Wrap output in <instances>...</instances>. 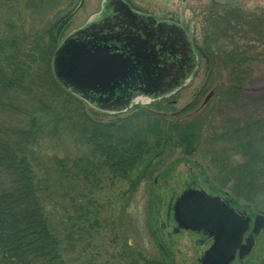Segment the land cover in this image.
Returning a JSON list of instances; mask_svg holds the SVG:
<instances>
[{
  "label": "trees",
  "instance_id": "trees-1",
  "mask_svg": "<svg viewBox=\"0 0 264 264\" xmlns=\"http://www.w3.org/2000/svg\"><path fill=\"white\" fill-rule=\"evenodd\" d=\"M66 3L69 0H0V111L18 114L25 99L39 96V90L45 86L47 92H40L53 106L46 107L42 101L48 111L39 113H63L58 120L53 117V131L45 132L41 123L39 126L37 120L45 118L38 117L37 112L29 114L27 128L0 131V175L8 179L0 185V264H66L69 231L74 232L76 243L90 238L87 231L93 232L99 219L96 200L92 193L69 192L72 182L67 186L63 181H69L72 169L77 170L73 183L86 189L85 163L93 167L94 173L103 169L124 173L146 161L143 165L148 176L162 164L166 150H180L197 156L212 181L235 196L241 197L239 191L257 195L264 188V157L257 154L258 146L264 143V106L243 115L236 124L229 125L226 117L229 99L247 102L242 87L252 70L246 65L264 59V22L249 21L244 26L243 21L232 24L226 18L214 20L224 24L225 30L203 40L197 55L209 61V70L214 58L223 59L229 83L219 85L218 90L221 89L222 98L226 97L222 99L225 103L218 101L216 108L208 106L195 119L198 127L189 123L169 126L165 137L158 122L150 124L152 136L146 138L137 125L142 115L102 123L80 99L50 77L51 59L61 34L81 0L72 9ZM50 4L55 6L54 18L51 14L42 20L28 16L35 10L49 13ZM246 25L247 29L255 28V43L243 37L234 39ZM214 46H230L232 50L217 53ZM47 94L50 96L45 97ZM62 121L78 152L72 159L49 155L44 149L51 136L57 138L55 129ZM44 153L50 156L52 171L42 166ZM55 172L59 176L53 181L51 173ZM245 200L250 202L252 198ZM70 205L71 224L67 214ZM138 259L142 264H161L142 255ZM138 262L132 260L131 264Z\"/></svg>",
  "mask_w": 264,
  "mask_h": 264
},
{
  "label": "rangeland",
  "instance_id": "rangeland-1",
  "mask_svg": "<svg viewBox=\"0 0 264 264\" xmlns=\"http://www.w3.org/2000/svg\"><path fill=\"white\" fill-rule=\"evenodd\" d=\"M136 1L139 3L138 8L146 11L143 12L144 14L151 13L157 20H173L176 18L175 15H178L176 19H179V23L186 33L185 35L192 39L194 45L196 44L195 48L197 42L200 45L199 41L202 44V41L208 39L211 34L222 33L225 30L224 24L215 22L209 25L208 29H205L202 22L203 18H201L203 13L202 11L196 12L197 8L205 10V7H211V5L219 7L235 5L236 8H241L243 14L247 16L246 20L243 19L244 26L249 21L264 22V0H203L200 5H197L196 0ZM76 2L78 0H69V4L66 3L65 5H69V8L72 9ZM102 2L103 0H81V5L74 10L70 22L62 32V38L57 48L67 36L82 28L98 15L102 8ZM54 8L55 6L50 4L48 7L49 13L35 10L28 16H31V19L42 20L46 15L51 14L53 16L52 14H55ZM178 9L180 11L177 13ZM3 16L7 15L3 14ZM236 19L238 20V18ZM236 22L242 23L240 20ZM232 24H235V21ZM196 28L199 29L198 32H196ZM236 35L238 37H235V40L243 37L246 40L253 39L255 43V28L247 29L246 25V29H240ZM220 45L226 46L222 43ZM218 49L220 52H218ZM231 50L230 46L222 49L214 46L213 49L217 53L230 52ZM52 61L53 57L49 67L50 77L56 81ZM213 61L214 65L209 70V61L207 62L206 58L201 55L198 56L195 69L186 84L163 100L140 97L133 101L128 109L119 113L101 111L83 102L84 107L89 113L96 114L102 123L116 122L138 113L142 116L138 119L137 125L141 128L143 134L147 135L146 138H151L152 135L149 133L148 126L155 122L161 125L160 130L164 137L167 135V128L172 125L181 126L184 123H189L198 127V120L195 119L203 114L208 106L216 105L218 101H221L222 104L225 103L222 99L226 97H221V93H219L221 89L218 90V87L229 83L228 70L222 65L223 59L214 58ZM246 66L252 70L251 76L242 87V92L248 99L245 104L244 102L237 103V100L234 99L228 100L226 117L229 125L238 123L243 115L251 114L254 110L264 106V59H256ZM44 78L47 80L46 75ZM40 91L47 92V88L43 86L39 90V96L30 95L27 97L18 114H8L0 111V131H10L12 128H27V121L30 120L29 114H35L36 112L38 117L45 118L40 122L37 120L39 126L41 123L45 132L53 131L55 118L57 120L62 118L63 113L56 114L57 112L53 111L55 114L46 113V116H42L44 113L39 112L48 111L43 106L42 101L45 102L46 107L53 106V104L48 99L43 98ZM209 93H212V95L204 103ZM49 96V94L45 95V97ZM214 107L216 108L217 105ZM213 111L217 112L216 109ZM65 121H62L55 129L57 138L51 136V139L45 142L44 149L49 155L68 156L72 159L78 155V152L75 150L76 145L72 143L70 132L63 125ZM58 133L61 136H58ZM46 153H44L45 160L42 161V166H47V169L52 171L51 159ZM257 154L264 157V143L258 146ZM162 161V164L148 176V172L146 173L143 165L146 161L133 170L124 173L112 172L109 169L98 170L94 173L93 167L85 163L84 171L86 173L83 177L86 176L84 179L86 189H84V186L81 189L76 187L73 181H76L75 177H77L78 172L74 169L71 170L68 174L69 181L63 180L67 182V186L72 182L69 192L81 191L82 193L85 192L86 195L92 193L99 210V219L95 230L93 232L87 231V236L90 238L85 239L84 242L76 243L74 232L69 231L68 255L65 257L66 264H131L132 260L134 263L138 262L139 255L154 263L198 264V260L210 246L207 238L202 235L184 232L171 235L169 240L166 235L172 234L171 227L167 225L166 229H161V225L165 223V210L168 201L172 196H175L174 198L178 197L188 188L191 181L195 182L194 189L203 191L209 196H224L232 205L246 209L247 214L249 213L251 216L256 211L264 212V199L262 198L264 197V188L260 192L257 191V195L239 191L241 197L235 196L227 188L221 189L212 181L205 165L197 156L183 153L180 150H166ZM51 174L53 181L59 176L58 172ZM72 176L74 177L72 178ZM260 176L261 174L258 175V178ZM7 180V178L0 175V185L5 184ZM245 197L252 198V200L247 202ZM67 214L69 218L72 217V205L69 206ZM68 222L71 224L72 218ZM161 246H163L164 252L161 251ZM130 254L132 255L130 256ZM138 264L142 263L138 262ZM232 264H238V262L235 261ZM239 264H264V234L258 238L248 258Z\"/></svg>",
  "mask_w": 264,
  "mask_h": 264
},
{
  "label": "water",
  "instance_id": "water-1",
  "mask_svg": "<svg viewBox=\"0 0 264 264\" xmlns=\"http://www.w3.org/2000/svg\"><path fill=\"white\" fill-rule=\"evenodd\" d=\"M67 37L53 55L57 82L72 95L101 111L121 112L138 97L162 98L183 86L193 73L196 57L180 27L157 23L125 5ZM212 93L204 100L206 103ZM174 233L203 231L213 238L198 264H230L249 254L253 235L263 227L256 215L252 235L241 244L247 217L203 191H184L173 203Z\"/></svg>",
  "mask_w": 264,
  "mask_h": 264
},
{
  "label": "flooded vegetation",
  "instance_id": "flooded-vegetation-1",
  "mask_svg": "<svg viewBox=\"0 0 264 264\" xmlns=\"http://www.w3.org/2000/svg\"><path fill=\"white\" fill-rule=\"evenodd\" d=\"M103 1H104V5H103V7H102V9H101V11L99 13V16L97 18H95L96 20H94V21H99L100 19H103V18L106 19V17H108L109 15H111V17H118L119 16L118 13L114 14L115 7H118V5H125L133 13H135L137 15H140V16H143V17H147V18H151L157 23H166V24H170V25H175V26L180 27V28H182L184 30V28L179 23V19H176V18H178V15H175L176 18L173 19V20H169V19L157 20V19H155L153 17V15H151V13L147 12V13L144 14L143 12H146V11L145 10H140V8H138V4L139 3L136 0H103ZM202 1L203 0H196L197 5H200V2H202ZM209 7H207V8L205 7L204 8L205 10H203L202 8L201 9H199V8L196 9V12L202 11V13H203V15H202L203 17H201V18H203L202 22L204 23L205 29H208L209 25H212V22H214V20H216V19H224V18H226L228 20H232V21L236 22L238 20L243 21V19H246V17H247L246 15L243 14L242 9L241 8H236L235 5L234 6H228V7H219L217 5H211V7L210 8ZM179 11H180V9L177 10V13ZM236 18H238V20ZM196 30H197V28H196ZM198 31H199V29L196 32H198ZM190 43H191V46H192L194 51L201 50V46L198 44V42H197L198 50H197V47L195 48L196 44L195 45L193 44L192 39H190ZM199 43H201V42L199 41ZM194 184H195V182L191 181V184L188 185V188H186L185 190H197V189H194V187H193ZM210 196H213V195H210ZM174 197L175 196H172L170 198V200L168 201V203H167L166 210H165V223H163L161 225V229L162 230L166 229L167 225L171 227V233L172 234H167L166 238H169V240H170L171 235H178V234H181V233H184V232H189V233H192V234L202 235L204 238H207V240L210 242V246H211V244L213 243V238L208 236V234L204 233L203 231H191V230L179 229L177 232L174 233V230L176 228V225H174L173 221H172L173 203H174V201L176 199ZM220 197H221V200L224 203H227V205L229 204L231 209L234 210V212L237 215V217H239V218L247 217L249 219L248 228H247V230L245 231V233L243 234V236L241 238V244H245L246 240L249 239V237L252 235L254 217L256 215H262L264 217V214L260 213V212H255V214H253V216H251L249 213L247 214L248 211L246 209L238 208L237 206L232 205L230 203V201H228L224 196H220ZM262 234H264V224H263V227L259 230V232L256 235H253V247H254V244L257 242L258 238ZM160 249H161L162 252H164L163 246H161ZM251 252H252V249L249 252V254H247L242 259H240L239 255H238V251H237L232 263L236 261L239 264L240 262H242L245 259H247L248 256L251 254Z\"/></svg>",
  "mask_w": 264,
  "mask_h": 264
}]
</instances>
